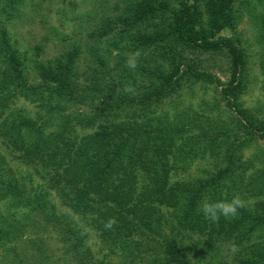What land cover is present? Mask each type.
I'll return each mask as SVG.
<instances>
[{
	"label": "trees",
	"instance_id": "obj_1",
	"mask_svg": "<svg viewBox=\"0 0 264 264\" xmlns=\"http://www.w3.org/2000/svg\"><path fill=\"white\" fill-rule=\"evenodd\" d=\"M123 1L120 8H104L83 43H74L53 60L36 62L40 80L35 84L26 81L21 55L9 56L7 70L0 73V117L12 98L21 97L44 109L42 127L54 126L43 132L32 118L17 113L0 123V137L22 152L19 158L39 165L54 180L37 191L29 189L34 193L30 196L24 182L3 190L5 180L0 178V199L5 205L13 201L8 204L11 215L4 218L0 212V248L10 264L29 260L16 251L23 250L17 245L21 243L33 258L29 264H48L44 238L35 233L37 227L51 225L60 228L64 255L75 264H110L94 259L80 244L78 230L67 223V214L59 216L53 198L91 219L104 250L127 257L151 254V264H177L178 242L170 239L173 219L179 227L194 229L191 225L199 221L195 201L206 197L209 188L227 189L217 201L239 195L244 202L254 198L264 209V177L254 169L245 179L242 174L254 165L240 155L264 140V121L239 102L245 93L241 51L212 39L234 28L235 0H177L173 10L169 0ZM136 53L133 70L126 62ZM216 55L226 57L221 60L224 68L207 64ZM216 69L227 74L225 82L214 74ZM126 84L135 87V96L123 91ZM195 85L213 88L229 115L216 118L215 105L205 109L210 114L187 110L176 112L175 119L154 117L159 104ZM126 109L132 112L123 114ZM184 161L202 162L205 176L208 169L213 172L197 188L187 184L188 198L179 203L186 194H171L169 172ZM245 207L238 214L255 211ZM24 208L27 222L19 219ZM110 219L115 223L106 228ZM263 219L259 216L256 222ZM146 238H153L152 246H146Z\"/></svg>",
	"mask_w": 264,
	"mask_h": 264
},
{
	"label": "rangeland",
	"instance_id": "obj_2",
	"mask_svg": "<svg viewBox=\"0 0 264 264\" xmlns=\"http://www.w3.org/2000/svg\"><path fill=\"white\" fill-rule=\"evenodd\" d=\"M124 2L123 0H0V73L7 70L9 56L21 55L27 68L26 81L31 85L35 84L40 80L36 62L53 60L74 43H83L105 7L110 6V10H114L122 7ZM187 3L192 4L193 0H187ZM168 4L172 10L178 6L177 0H169ZM232 10L230 15L237 19L235 22L233 19L234 28H225L212 39L223 44L227 43L231 47L235 46L241 51L245 69L243 74L245 93L239 102L242 103V108H247L257 116V119L264 121V0H235ZM227 49L224 51L227 52ZM215 59L217 60H208L207 64L221 65V60L225 61L226 57L216 55ZM221 67L224 68L222 65ZM213 72L222 82L228 78L222 70L216 69ZM135 76L140 80L139 75ZM218 99L213 88L203 89L195 85L191 89L182 91L180 96L174 95L170 100L159 104L154 117L160 114L164 117L163 115L166 114L167 117L175 119L176 112L187 110L204 112L205 109L217 105L216 118L225 119L230 111L226 102L219 103ZM78 109L73 110L81 114L82 110L78 111ZM130 111L126 109L123 114H128ZM16 113L32 118L39 126L45 120L44 109H40L37 103L18 97L12 98L6 105L5 113L0 117V123L8 119L7 116L9 120H12ZM205 114L210 113L206 111ZM41 128L43 132L54 130V126L50 123L44 124ZM20 154H22L21 151L16 152L0 137V178L5 180L3 190L16 184L15 181H22L25 183L26 194L32 196L34 193H29V189L33 188L37 191L42 183L53 184L54 180L51 181L50 177L41 171L39 165H29L27 161L19 158ZM240 155L243 161L251 159L254 165L242 174L245 179L253 174L254 169H257L264 177V140H258L255 145L244 149ZM201 163L200 161H184L169 172L168 185L174 187L171 194H186L185 198H180L179 203L185 202L188 198L187 184L189 186L193 184L194 188H197L202 177H211L213 169H208V174L205 176L202 172L205 166ZM226 193V188H222L221 192L219 189L209 188L206 198L217 201ZM172 197L175 200V195ZM53 199L59 216L63 217L67 214V223L73 230H78L76 235L81 239L80 244L88 247L94 259L108 261L110 264L152 263L151 254H138L136 257L132 255L127 257V254L121 252L110 254L101 247L98 229L90 222L91 219L87 216L82 218L81 214L61 205L58 199ZM201 200L200 197L195 201L194 212L199 214V221L191 225L194 229L179 227L173 219L175 229L170 234V239L175 238L178 242L180 257L176 259L177 264H264V219L256 222L259 216L264 218V209L254 204L255 199L248 198L244 202L246 205L244 209L254 208V212L238 214L236 219L230 218L234 220L229 222H225L228 219L221 217L218 223L206 220L198 212ZM5 201L0 199V212L4 218L11 215L12 211L8 204L13 203L8 199V204L5 205L3 203ZM26 210L24 208L20 212V221L27 222ZM201 222L204 225L203 229ZM254 222L258 224L253 225ZM58 230H60L59 227L51 225L37 227L35 233L36 237L44 238L42 241L49 255L48 264H75L70 255L67 257L64 255L63 242L59 240ZM152 239H145L147 247L152 246ZM232 244L239 249L236 253L230 250ZM17 245L23 250L16 248V251L20 250L23 258L29 259L23 264L33 262L29 250L25 249L22 243ZM129 259H132V263ZM10 261V256L6 258L4 250L0 248V264H10Z\"/></svg>",
	"mask_w": 264,
	"mask_h": 264
},
{
	"label": "clouds",
	"instance_id": "obj_3",
	"mask_svg": "<svg viewBox=\"0 0 264 264\" xmlns=\"http://www.w3.org/2000/svg\"><path fill=\"white\" fill-rule=\"evenodd\" d=\"M138 55V53L133 54V58H130L126 62L127 67L134 70L138 66L137 59L135 58L138 57ZM123 91L131 96L136 95V89L131 84H126ZM244 206L245 203L239 195H234L231 200L222 199L218 201H212L205 197L202 198L197 210L206 220L218 223L221 217L225 219L235 218L238 215L239 210ZM114 223L115 221L110 219L105 224V227L111 228ZM230 250L233 253H236L239 249L235 244H232Z\"/></svg>",
	"mask_w": 264,
	"mask_h": 264
}]
</instances>
